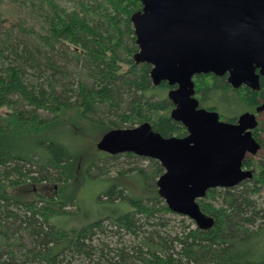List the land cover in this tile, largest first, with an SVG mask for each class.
<instances>
[{
    "label": "trees",
    "instance_id": "trees-1",
    "mask_svg": "<svg viewBox=\"0 0 264 264\" xmlns=\"http://www.w3.org/2000/svg\"><path fill=\"white\" fill-rule=\"evenodd\" d=\"M141 10L140 0H0V264H264V216L254 200L264 188L263 166L244 161L253 180L199 201L215 219L203 231L159 196L158 161L98 150L78 178L76 155L53 134L65 122L101 134L145 123L163 137L189 134L171 118L172 88L155 87L152 66L135 62L131 18ZM193 81L199 108L222 121L259 116L264 78L260 91L234 89L227 76ZM260 132L262 123L252 132L258 141ZM120 157L149 161L147 170L132 169L138 193L118 181L129 171L97 178L103 160ZM93 181L109 185L97 196L103 211L82 222L80 191Z\"/></svg>",
    "mask_w": 264,
    "mask_h": 264
},
{
    "label": "water",
    "instance_id": "water-1",
    "mask_svg": "<svg viewBox=\"0 0 264 264\" xmlns=\"http://www.w3.org/2000/svg\"><path fill=\"white\" fill-rule=\"evenodd\" d=\"M132 15L139 51L137 64L152 66L155 87L167 83L174 109L171 118L188 129L186 137H163L145 123L105 134L99 151L112 156L132 153L158 161L164 174L159 196L177 215L203 230L215 219L199 201L212 189H229L253 180L244 169L248 155L261 144L252 131L255 114H242L237 124L199 108L194 77L227 76L234 89L261 90L264 78V0H140ZM264 112V103L257 114Z\"/></svg>",
    "mask_w": 264,
    "mask_h": 264
},
{
    "label": "rangeland",
    "instance_id": "rangeland-1",
    "mask_svg": "<svg viewBox=\"0 0 264 264\" xmlns=\"http://www.w3.org/2000/svg\"><path fill=\"white\" fill-rule=\"evenodd\" d=\"M4 8L6 9L7 7ZM11 10L13 11L9 14L8 18L10 23H14L17 20V11L12 8ZM27 14L28 13H23L21 17L22 20H26V21L29 20ZM18 19H19V15H18ZM257 120L258 123H262V132H260L261 134L260 140L263 144V148L254 156L248 155L246 161L250 160L252 163H255L257 168H260V166L264 167V112L259 114ZM53 134H55V137H57L59 143L63 144L68 149L72 150L76 155L73 171L76 172V176L78 178L80 177L81 172H83V169L86 168L85 165L87 164V162L94 156H96V158L99 156L100 152H98L97 144L105 135L99 133L90 126H84L78 123L69 125L68 122H65L57 126L54 129ZM103 161L106 164L103 167L104 174L102 176H98L97 178H101L104 180L107 179V181H110L111 179L117 180V177L120 176L122 172L129 171L123 175L124 179L120 178L118 181L122 182V184L124 185H127V187H129L132 192L138 193L137 191L139 189H137L138 186L135 184L136 182L132 178H130V176L133 175L134 173L132 169L135 167H139L140 169L147 170L149 166V161L147 160L135 161L132 159H126L125 157H120L117 160H111L107 158V160H103ZM247 170L253 171L254 169H247ZM108 187H109L108 184H99V183L97 184L94 181L89 182L82 186V189L80 191V201H79L81 208L80 214L82 216L81 218L82 222L85 221L84 220L85 218L97 216L99 213L103 211V208L97 202V196L102 191L108 189ZM42 190L48 195H52L55 193L53 186H44ZM141 191L142 193H144V189L140 190V192ZM254 200L257 203L259 215L261 217L264 216V188L261 189L260 193L254 197ZM180 217L173 216L171 218L173 224H178L181 219ZM261 220L262 218L259 219V222H257V224L261 223L260 222ZM63 223L66 224L67 222L63 220Z\"/></svg>",
    "mask_w": 264,
    "mask_h": 264
},
{
    "label": "flooded vegetation",
    "instance_id": "flooded-vegetation-1",
    "mask_svg": "<svg viewBox=\"0 0 264 264\" xmlns=\"http://www.w3.org/2000/svg\"><path fill=\"white\" fill-rule=\"evenodd\" d=\"M259 115V114H258ZM257 117V116H256ZM253 132V131H252ZM255 138V137H254ZM258 141V140H257ZM260 144H261V149L263 148V144H262V142L261 141H258ZM261 151V150H260ZM246 159H247V157H246ZM246 159H245V161H246ZM244 169H247V168H245L244 167Z\"/></svg>",
    "mask_w": 264,
    "mask_h": 264
}]
</instances>
